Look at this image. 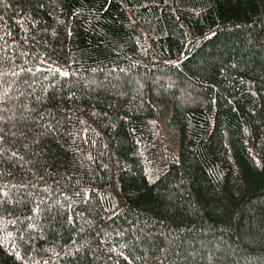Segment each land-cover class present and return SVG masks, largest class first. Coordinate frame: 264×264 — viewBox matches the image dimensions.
I'll return each mask as SVG.
<instances>
[{"label": "trees", "instance_id": "16d2710c", "mask_svg": "<svg viewBox=\"0 0 264 264\" xmlns=\"http://www.w3.org/2000/svg\"><path fill=\"white\" fill-rule=\"evenodd\" d=\"M0 264H264V0H0Z\"/></svg>", "mask_w": 264, "mask_h": 264}]
</instances>
